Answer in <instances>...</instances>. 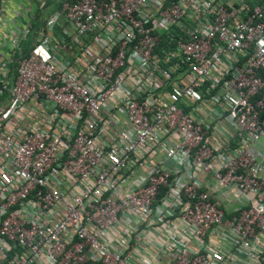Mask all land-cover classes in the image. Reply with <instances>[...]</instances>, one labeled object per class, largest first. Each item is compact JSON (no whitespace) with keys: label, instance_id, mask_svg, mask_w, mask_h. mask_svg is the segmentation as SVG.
Segmentation results:
<instances>
[{"label":"built area","instance_id":"obj_1","mask_svg":"<svg viewBox=\"0 0 264 264\" xmlns=\"http://www.w3.org/2000/svg\"><path fill=\"white\" fill-rule=\"evenodd\" d=\"M0 49V264H264V0H0Z\"/></svg>","mask_w":264,"mask_h":264},{"label":"rangeland","instance_id":"obj_2","mask_svg":"<svg viewBox=\"0 0 264 264\" xmlns=\"http://www.w3.org/2000/svg\"><path fill=\"white\" fill-rule=\"evenodd\" d=\"M45 13H47V11H43V12H42V14H45Z\"/></svg>","mask_w":264,"mask_h":264},{"label":"trees","instance_id":"obj_3","mask_svg":"<svg viewBox=\"0 0 264 264\" xmlns=\"http://www.w3.org/2000/svg\"><path fill=\"white\" fill-rule=\"evenodd\" d=\"M37 24V20L34 21Z\"/></svg>","mask_w":264,"mask_h":264},{"label":"crops","instance_id":"obj_4","mask_svg":"<svg viewBox=\"0 0 264 264\" xmlns=\"http://www.w3.org/2000/svg\"><path fill=\"white\" fill-rule=\"evenodd\" d=\"M0 50H2V49H0ZM1 52V51H0Z\"/></svg>","mask_w":264,"mask_h":264}]
</instances>
